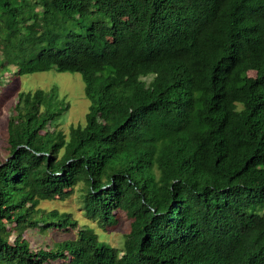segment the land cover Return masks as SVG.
Returning <instances> with one entry per match:
<instances>
[{
  "label": "trees",
  "instance_id": "1",
  "mask_svg": "<svg viewBox=\"0 0 264 264\" xmlns=\"http://www.w3.org/2000/svg\"><path fill=\"white\" fill-rule=\"evenodd\" d=\"M4 52L79 73L89 104L66 136L56 87L17 93L0 264H264V0H0ZM79 183L86 215L130 219L122 246L84 227L32 250L27 227H78L38 205Z\"/></svg>",
  "mask_w": 264,
  "mask_h": 264
},
{
  "label": "rangeland",
  "instance_id": "2",
  "mask_svg": "<svg viewBox=\"0 0 264 264\" xmlns=\"http://www.w3.org/2000/svg\"><path fill=\"white\" fill-rule=\"evenodd\" d=\"M7 52L0 54L4 57L1 70L5 66H10L9 71L0 74V158L6 159L7 150V119L12 112V106L20 91H32L37 88L47 90L56 87L58 100L61 105L68 104L60 117L54 122L56 129L62 130L65 135L71 126L84 124L85 114L88 110L89 100L84 95V82L77 72H60L54 68L45 71L26 73L18 75V69L9 65ZM253 70H248V76H254ZM149 80V78H146ZM49 128H53L51 125ZM85 190L84 184L79 183L70 189L69 195L64 199H54L41 201L38 205L44 212L57 209L59 212H69L77 220L76 229H56L40 231L36 227H27L23 232V237L28 241L32 250L39 248H55L57 243L73 239L77 229L89 228L98 233L99 239L111 246L121 247L123 235L129 229L130 219L122 212L116 213V222L108 225H101L96 218L86 215L83 209L82 194ZM8 226H11L8 224ZM14 236L11 232L10 239Z\"/></svg>",
  "mask_w": 264,
  "mask_h": 264
},
{
  "label": "bare ground",
  "instance_id": "3",
  "mask_svg": "<svg viewBox=\"0 0 264 264\" xmlns=\"http://www.w3.org/2000/svg\"><path fill=\"white\" fill-rule=\"evenodd\" d=\"M254 4V3H253ZM254 6V5H253ZM260 7V6H259ZM200 37V36H199ZM212 37V36H211ZM217 41V40H216ZM239 41V40H238ZM250 44V43H249ZM168 45V44H167ZM245 46V45H244ZM228 62V61H227ZM247 64V63H246ZM246 66V65H245ZM238 68V67H237ZM224 70V69H223Z\"/></svg>",
  "mask_w": 264,
  "mask_h": 264
}]
</instances>
